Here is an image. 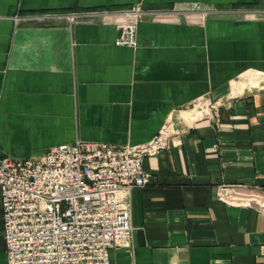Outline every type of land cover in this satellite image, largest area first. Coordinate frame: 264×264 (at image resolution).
I'll return each mask as SVG.
<instances>
[{
    "label": "crops",
    "instance_id": "crops-1",
    "mask_svg": "<svg viewBox=\"0 0 264 264\" xmlns=\"http://www.w3.org/2000/svg\"><path fill=\"white\" fill-rule=\"evenodd\" d=\"M134 8L161 14L139 20L137 47L118 46ZM203 98L217 112L180 124L144 160L133 243L112 249L111 264H264V0H0L4 156L79 140L142 145ZM3 236L0 191L7 264Z\"/></svg>",
    "mask_w": 264,
    "mask_h": 264
},
{
    "label": "built area",
    "instance_id": "built-area-1",
    "mask_svg": "<svg viewBox=\"0 0 264 264\" xmlns=\"http://www.w3.org/2000/svg\"><path fill=\"white\" fill-rule=\"evenodd\" d=\"M123 14L134 22L118 27L116 45L135 48L139 20L161 12L134 8ZM205 105L208 112L196 120L217 112L216 101L199 99L191 109L171 113L142 145L79 140L29 159L0 154L7 264H111L112 249L133 243L131 196L151 178L144 160L166 150L169 139L180 134L179 125L187 123L184 113ZM233 200L262 207L256 197Z\"/></svg>",
    "mask_w": 264,
    "mask_h": 264
},
{
    "label": "bare ground",
    "instance_id": "bare-ground-1",
    "mask_svg": "<svg viewBox=\"0 0 264 264\" xmlns=\"http://www.w3.org/2000/svg\"><path fill=\"white\" fill-rule=\"evenodd\" d=\"M248 79H249V83H253V85H259L260 84V78H259V75L257 73V75H252L250 76L249 74H246V76ZM236 84V83H235ZM236 85H234L235 87ZM250 93V92H249ZM207 105L205 106H200L198 107L196 110H192L190 112H187V113H184V117L186 119V122L188 124H191L193 121H195L197 118L203 116L205 113L208 112L209 109H207ZM245 201H249L247 199H243Z\"/></svg>",
    "mask_w": 264,
    "mask_h": 264
},
{
    "label": "rangeland",
    "instance_id": "rangeland-1",
    "mask_svg": "<svg viewBox=\"0 0 264 264\" xmlns=\"http://www.w3.org/2000/svg\"><path fill=\"white\" fill-rule=\"evenodd\" d=\"M238 81H239V83H238L239 86H244L247 83L244 78L243 79H239ZM261 203H263V202H261Z\"/></svg>",
    "mask_w": 264,
    "mask_h": 264
}]
</instances>
